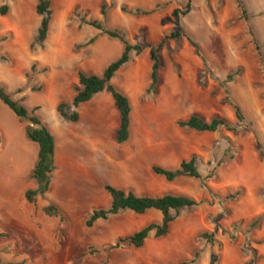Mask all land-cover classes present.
<instances>
[{"label": "rangeland", "instance_id": "1", "mask_svg": "<svg viewBox=\"0 0 264 264\" xmlns=\"http://www.w3.org/2000/svg\"><path fill=\"white\" fill-rule=\"evenodd\" d=\"M50 1L52 16L41 48L33 43L41 19L35 12L37 0H0V7H7L6 13L0 14V57L6 59L0 61V85L29 110L38 107L35 114L39 118L49 119L56 114L55 101H65L75 92L78 72L91 74L83 70L78 60L92 54L87 52L89 47L96 45L103 50L106 46L103 42L121 43L101 30L82 24L80 17H85L101 21L108 29L123 30L131 44L148 43L157 48L161 61L157 89L161 86L182 89L183 105H189L183 107L177 121L192 114L205 120L218 115L242 126L234 116L235 103L245 117L246 128L236 134L224 129L206 134L183 129L180 144L188 147L184 156L199 157L197 167L203 176L209 172L215 174L206 181V190L201 189L200 181L194 178L181 177L168 182L154 174L153 165L175 169L167 165V159L159 162L149 156L131 160L121 144L110 140L103 142L101 148L94 147L89 138L93 140L97 135L88 137V132L100 134L106 129L111 117L109 110L95 129L89 119L68 124V129L78 137L67 146L71 151L67 150L61 165L55 163L51 189L28 205L29 223L20 230L0 219V243L3 244L0 245V264H177L191 258L195 251H200L196 264H209L211 252L220 255L218 264H246L248 256L241 252L244 232L253 218L264 214V155L259 154L257 147L260 142L264 151L262 0H241L247 20L240 15L235 0H190L185 14L182 12L188 0ZM103 2L107 5L105 21L100 14ZM121 6L153 12L136 16L122 12ZM176 9L180 11L182 35L161 43L164 36L175 30L173 11ZM90 39L93 42L86 44ZM190 40L199 45L198 52ZM143 52L148 53V49ZM52 53L59 58L57 61L51 60ZM229 74H233L232 79L227 78ZM56 82L63 83L64 87L55 88ZM189 98H195L198 106L190 104ZM8 109L0 101V118L10 124ZM17 120L25 130L27 122L18 117ZM80 127L86 131V141L80 139ZM10 146L4 143L0 157L1 185L12 184L15 175V162L5 159L14 155ZM65 149L62 145L63 156ZM221 161L223 163L217 166ZM106 185L131 190L136 195L172 193L204 199L206 203L182 210L165 236H150L140 248L109 249L119 238L158 222L160 213L154 210L142 215L124 212L87 228L85 220L91 210L109 204ZM237 190H241V194L236 200L220 203ZM50 204L65 213V220L42 211L43 206ZM209 217L215 219L218 228ZM206 230H215L216 243L212 246L198 239V234ZM251 238L254 241L251 246L264 256V218Z\"/></svg>", "mask_w": 264, "mask_h": 264}, {"label": "trees", "instance_id": "2", "mask_svg": "<svg viewBox=\"0 0 264 264\" xmlns=\"http://www.w3.org/2000/svg\"><path fill=\"white\" fill-rule=\"evenodd\" d=\"M189 2L190 0L187 1L185 9L182 12L183 14L187 12ZM235 2L237 7L240 9V15L247 20V11L242 1L235 0ZM6 11V6L0 7L1 15H4ZM121 11L136 16L148 15L153 12V10L147 11L138 8L128 9L126 6H121ZM35 12L41 19L33 43L43 48L52 16L51 1L37 0ZM179 13L180 11L178 9L173 11L174 16L176 17L175 30L164 36L161 43H163L165 39L175 40L182 35L183 29L179 20ZM100 14L102 16V21H105L107 18V5L105 2H103L100 6ZM80 22L97 30H101V32L110 39L119 40L122 44V52L118 58L106 66L101 75L87 74L82 71L78 72V84L74 87L75 95L73 96L71 103L61 101L56 105L55 110L61 118L71 122H76L79 118L77 112L78 107L81 104L93 99L97 94L106 91L110 93L115 108L119 113V126L116 131L115 142L117 144H123L129 138L131 105L128 97L115 85H113L111 80L123 66L133 60V55L137 56L145 49H148V55L151 61V71L150 84L147 88L146 95H155L158 90V72L161 66L157 48L148 43L145 45L131 44L126 39V34L123 30L117 28L108 29L97 19H86L85 17H80ZM92 42L93 39H90L86 44H91ZM190 42L198 52L199 45L192 40H190ZM0 61H6L5 57L1 56ZM33 69L34 66L31 67V70ZM232 77L233 74L227 75L228 79H232ZM0 101L21 121L27 122L24 130L25 136L29 141L38 145L37 159L29 175V177L35 181L37 187L35 189H28L25 192V200L29 203H34L37 196L45 195L50 188L51 176L56 168L55 138L41 118L35 114V110H37L38 107L29 110L25 105L13 99L5 87L1 85ZM233 109L236 120L239 124H242V126L234 125L218 115L213 116L209 120H205L197 114H192L187 119L178 120L176 124L179 128L192 130L197 133H216L224 129L227 132L236 134L246 128V120L237 104L233 103ZM257 147L259 148V154L264 155L260 142H257ZM198 158L199 157L194 154L188 159H183L175 169H166L157 165H153L151 169L154 174L163 177L168 182H172L181 177L197 179L200 181L201 189L207 190L206 181L214 178L215 174L213 172H209L206 176H203L197 167ZM229 158L232 159L233 156H230ZM222 163L223 161L218 162L217 166ZM104 189L109 195V204L107 207H99L91 210L85 220V226L87 228L92 227L94 223L99 220L105 221L124 212H132L137 215H142L150 210H154L160 213V220L158 222H151L139 230L125 237L119 238L114 245L109 246V249L120 247L140 248L150 236H153L154 238L165 236L169 231L171 223L178 218V215L182 210L194 208L206 203L204 199L195 200L194 198L185 195H176L172 193H164L161 195H136L131 190L115 188L110 185H106ZM240 194L241 190L230 193L222 198L220 203L236 200ZM42 210L48 216L59 217L61 221L66 218L65 213L56 205H47L43 207ZM263 218L264 214L253 218L247 225L244 232L245 242L242 245L241 252L244 256H248L246 264L264 263V256L260 255L256 249L251 246L254 242L251 238V234L260 227ZM208 219L215 225L216 228H218L217 222L213 217H209ZM198 239L208 245H214L216 243L215 230L200 232L198 234ZM218 247L220 248L221 244H218ZM199 257L200 251H195L191 258L182 260L177 264H196ZM219 259L220 255L218 253L211 252L209 256V264H218Z\"/></svg>", "mask_w": 264, "mask_h": 264}, {"label": "crops", "instance_id": "3", "mask_svg": "<svg viewBox=\"0 0 264 264\" xmlns=\"http://www.w3.org/2000/svg\"><path fill=\"white\" fill-rule=\"evenodd\" d=\"M262 2L264 4V0ZM102 45H106L103 50L97 49L95 45L87 49V52L92 53L91 55L85 54L78 58L84 71L101 75L106 66L118 58L122 52V44L119 42H103ZM51 57L52 61L59 59L54 53L51 54ZM133 58V61L123 66L111 80V83L128 97L131 105L129 138L121 146L131 160L149 158V156L159 162L167 159L169 161L167 165L176 168L180 161L192 156H184V152L188 151V147H183L180 144L184 131L176 124L184 109L183 107L189 105H183V100L180 97L182 89H163L161 86L155 95L146 96L151 71L149 55L143 52L138 56L133 55ZM54 87L62 89L64 85L56 82ZM50 91L53 92L55 89H50ZM176 94L178 95L176 96ZM74 95L75 92L64 102L71 103ZM193 99L189 98V103L197 107L198 103L195 98ZM60 101L63 100H56L54 106ZM108 110L111 112V117L107 122L106 129L103 132L101 131L100 134L95 131L88 132V137L89 135L91 137V134L94 133L97 135L94 136L93 140L89 138V141L92 142L94 147L101 148L104 146L103 142L115 141L119 126V113L110 93L103 91L90 101L81 104L77 109L79 118L76 122L61 118L57 112V115L54 114L49 119L42 117L43 120H41L55 138V163L58 166L65 160L67 150L71 151V147L67 148V146L72 143L75 136L78 137L76 133L74 134L72 130L68 129V124H79L84 119H89L93 123L92 129H95V125H99L102 118L107 117L106 112ZM7 114L10 117V124L0 118V157L3 153V145L7 142L11 145L8 148L11 149L14 155L12 154V156L5 159H7L6 161L13 160L15 162V175L12 178V184L4 182L5 185L0 184V219L7 225L18 226L21 230L22 225L29 223L27 220V216H30L28 215V205L33 204L25 200V192L28 189H34V186L37 187V184L29 175L37 159L38 145L25 138L24 127L10 109L7 110ZM80 128L82 134L80 139L86 141L84 139L86 131L82 129L83 127ZM206 133L208 132L197 134ZM61 144L66 147L64 150L65 156L62 155ZM164 164L162 165L165 166ZM0 245L3 244L0 243Z\"/></svg>", "mask_w": 264, "mask_h": 264}]
</instances>
